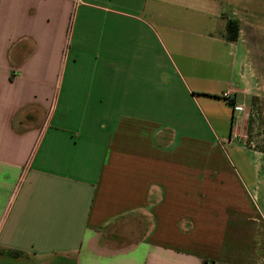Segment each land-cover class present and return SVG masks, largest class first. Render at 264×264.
Listing matches in <instances>:
<instances>
[{
    "label": "crops",
    "instance_id": "0c3cea01",
    "mask_svg": "<svg viewBox=\"0 0 264 264\" xmlns=\"http://www.w3.org/2000/svg\"><path fill=\"white\" fill-rule=\"evenodd\" d=\"M243 35L216 0H0L4 264H264Z\"/></svg>",
    "mask_w": 264,
    "mask_h": 264
},
{
    "label": "rangeland",
    "instance_id": "374dc122",
    "mask_svg": "<svg viewBox=\"0 0 264 264\" xmlns=\"http://www.w3.org/2000/svg\"><path fill=\"white\" fill-rule=\"evenodd\" d=\"M216 1L221 11L226 10L234 18L241 19L243 38H246V42L244 40L240 43L238 42V50L241 55L245 51L243 48L244 45H246L248 51H245L242 57L244 59L242 62V71L245 74L246 87L248 88L249 95L246 94L245 98L241 96V100L243 97L246 102L241 101L242 103L239 105H242V109L237 110L241 112L246 111L243 122L244 128L234 143H225L224 150L229 157L231 167L239 173L243 178V182L247 183L254 206L259 211V242H261L259 249L264 259V151L260 150L264 143V133L263 126H260L258 122L255 124L251 136L252 147H249L247 144V122L249 115L254 112L250 101L254 95L260 96L264 101V0ZM258 146L260 147L258 148ZM255 169L260 170L257 178H254ZM256 185H258V188H255ZM5 260L6 257L0 255L1 263L10 262ZM23 260L24 263L30 262L27 259ZM14 262H18V260L14 259Z\"/></svg>",
    "mask_w": 264,
    "mask_h": 264
},
{
    "label": "trees",
    "instance_id": "16d2710c",
    "mask_svg": "<svg viewBox=\"0 0 264 264\" xmlns=\"http://www.w3.org/2000/svg\"><path fill=\"white\" fill-rule=\"evenodd\" d=\"M227 35L226 38L229 41H236L239 37V33H240V23L237 19H229L227 21ZM234 99L229 100V103L234 105ZM250 105L252 107V110L254 109V112H252L249 115L248 118V124H247V132H248V140H247V144L249 147H252V133L254 130V126L255 124H257V122L259 123L260 126H263V133H264V113H263V109H264V101L260 96H256L254 95L252 97V100L250 101ZM260 146H258L259 148ZM261 151H264V143L260 149ZM18 251H16L17 253Z\"/></svg>",
    "mask_w": 264,
    "mask_h": 264
},
{
    "label": "built area",
    "instance_id": "2783aa9c",
    "mask_svg": "<svg viewBox=\"0 0 264 264\" xmlns=\"http://www.w3.org/2000/svg\"><path fill=\"white\" fill-rule=\"evenodd\" d=\"M225 96L227 97V98H229V97H231V93L230 92H226L225 93ZM236 110H241L242 109V105H235V107H234Z\"/></svg>",
    "mask_w": 264,
    "mask_h": 264
}]
</instances>
